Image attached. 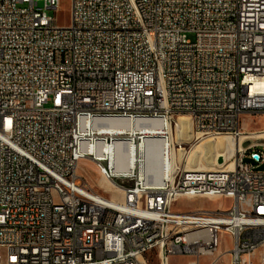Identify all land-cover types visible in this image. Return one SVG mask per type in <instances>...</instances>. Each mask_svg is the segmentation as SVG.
<instances>
[{"label":"built area","instance_id":"built-area-1","mask_svg":"<svg viewBox=\"0 0 264 264\" xmlns=\"http://www.w3.org/2000/svg\"><path fill=\"white\" fill-rule=\"evenodd\" d=\"M61 5L0 0V264H264V140L224 169L146 181L140 156L113 168L143 136L107 125L160 122L187 157L239 138L264 115V0H72L68 27L47 14ZM84 161L123 197L81 184ZM180 198L231 205L178 212Z\"/></svg>","mask_w":264,"mask_h":264},{"label":"bare ground","instance_id":"bare-ground-1","mask_svg":"<svg viewBox=\"0 0 264 264\" xmlns=\"http://www.w3.org/2000/svg\"><path fill=\"white\" fill-rule=\"evenodd\" d=\"M260 83L261 82H258V85H260ZM186 119L188 118L182 117L179 120ZM107 125L119 127V134H127L132 138L137 137L138 135L143 136V144L140 148H136V146H133L132 143H120L118 148L120 150H125L127 158L125 160H117V162H114L113 168L115 172H125L127 174L132 173L136 168H138L139 156L142 160L141 169L143 171V178L146 181H160L164 178L166 172L176 170L178 168V165L181 162L180 153H178L179 150L173 147L166 150L162 139H160L158 135H153L152 131L161 129L162 124L160 122L141 120L136 122H108ZM251 139L264 140V131L254 133H247L245 131L239 138L236 139L220 135L213 139L205 140L202 144L193 149L188 155L185 169L193 171H217L224 169L228 159H232L239 152H242L244 149L249 147L248 146L247 148H244V142ZM208 142H213L215 151L213 164L209 165L202 161L204 155V146ZM195 154H198L197 163L195 166H192V161ZM219 158H223L225 164H219L217 162ZM84 163H89L93 168L96 166L91 161H84ZM232 166L233 164L231 161L229 164V169H231ZM78 177H80L79 174ZM109 185L113 186L111 183H109ZM101 187H106L105 189H107V185H101ZM114 189V192L118 193L116 195L118 197L117 199H121L123 197V193L115 187ZM105 191L110 192V190ZM102 198L108 200L103 196Z\"/></svg>","mask_w":264,"mask_h":264},{"label":"rangeland","instance_id":"rangeland-1","mask_svg":"<svg viewBox=\"0 0 264 264\" xmlns=\"http://www.w3.org/2000/svg\"><path fill=\"white\" fill-rule=\"evenodd\" d=\"M40 8H44L42 4L39 5ZM71 7L72 0H62V5L59 10H48L47 14L56 20L57 25L59 27H68L71 24ZM192 40L194 37L192 35L189 36ZM241 127L247 133L249 132H260L264 131V115H245L241 121ZM245 141V140H244ZM263 139H251L246 140L244 142V148L248 146H254L261 144ZM190 147H187L186 152L189 151ZM255 149V148H254ZM244 149L243 151H245ZM252 152H257V148ZM187 156L183 154V160L178 168L185 169ZM78 174L80 176L81 184L91 189L92 191L102 195L105 198H113L117 199L116 196L118 193L114 192L115 189L113 186L109 185L108 181H106L101 174L97 166L94 168L89 163H80ZM101 185H107V189L102 188ZM105 190H110L105 191ZM231 201L228 200H220V201H211L208 199H187L180 198L177 203L174 205V210L178 212H194L197 210H207V211H217L220 208L230 207ZM188 258L186 257H177L171 259V264H187Z\"/></svg>","mask_w":264,"mask_h":264},{"label":"water","instance_id":"water-1","mask_svg":"<svg viewBox=\"0 0 264 264\" xmlns=\"http://www.w3.org/2000/svg\"><path fill=\"white\" fill-rule=\"evenodd\" d=\"M175 137H176L177 143H180V142L189 143L193 140V129H192L191 121L189 119L178 120V127L175 130ZM178 153H180V161L182 162L183 151L179 150ZM214 156H215V151H214L213 142L206 143L204 146V155H203L202 161L208 165L213 164ZM197 158H198V154H195L193 157L192 166L196 165ZM217 162L219 164H223L224 163L223 158H219ZM245 162L255 164L250 159H245ZM258 170L264 171V165L260 166Z\"/></svg>","mask_w":264,"mask_h":264}]
</instances>
